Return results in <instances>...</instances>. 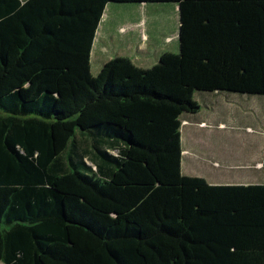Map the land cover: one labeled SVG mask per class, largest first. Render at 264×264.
I'll use <instances>...</instances> for the list:
<instances>
[{
    "label": "trees",
    "instance_id": "1",
    "mask_svg": "<svg viewBox=\"0 0 264 264\" xmlns=\"http://www.w3.org/2000/svg\"><path fill=\"white\" fill-rule=\"evenodd\" d=\"M111 3H177L180 52L93 76ZM196 91L264 97V0H0V263L264 264V183L182 174Z\"/></svg>",
    "mask_w": 264,
    "mask_h": 264
},
{
    "label": "rangeland",
    "instance_id": "2",
    "mask_svg": "<svg viewBox=\"0 0 264 264\" xmlns=\"http://www.w3.org/2000/svg\"><path fill=\"white\" fill-rule=\"evenodd\" d=\"M111 4L102 21V28L105 25V30L97 33L98 42L92 53L93 76L99 74L104 62L116 57H129L137 60L135 63L142 68H150L158 63L162 53L180 52L177 3H149L146 6L136 5L134 8L128 7L131 4ZM113 5L122 7H112ZM137 19L138 24L128 22ZM145 30L148 31L147 34ZM126 33L136 34L126 36ZM167 37H171V40L168 41ZM100 43L103 46L107 44L108 51L103 50ZM102 51L103 54H100ZM194 98L201 106L200 112L184 114L182 121L205 119L211 127L191 128L193 134L189 143L184 141V149L197 154L194 156L191 153L190 156V173L194 174L187 175L198 176L195 175L198 169L203 173H220V176L236 177L250 181V184H257L259 175L253 165L262 146L259 129L264 118V97L225 91H196ZM220 123H224L225 127H220ZM208 154L212 155L213 160L220 161L219 165H214V161L204 163L199 158ZM183 165L187 168V162L184 161ZM184 172L183 168L182 174Z\"/></svg>",
    "mask_w": 264,
    "mask_h": 264
},
{
    "label": "crops",
    "instance_id": "3",
    "mask_svg": "<svg viewBox=\"0 0 264 264\" xmlns=\"http://www.w3.org/2000/svg\"><path fill=\"white\" fill-rule=\"evenodd\" d=\"M112 4H110L109 6H108V8L111 6ZM122 5H125V4H122ZM136 5L138 6V5H141V6H146L147 4L146 3H143V4H131V6H128V7H136ZM112 7H122V6H112ZM107 8V9H108ZM178 9H179V6H178ZM106 12H107V10H106ZM178 12H179V10H178ZM105 15H106V13H105ZM104 15V16H105ZM104 20V19H103ZM128 22H130V23H132V24H138L139 23V21H138V19L136 20V21H128ZM101 28V29H100ZM100 28H99V30H105V25L103 26V28H102V23H101V25H100ZM179 28H180V23H179ZM109 30V29H108ZM112 30V29H111ZM119 31H120V29H119ZM146 32V34H147V30H145ZM113 33V31L111 32V34ZM132 34H136V33H126V34H124V35H132ZM104 36H105V34H104ZM103 37V36H102ZM177 38H178V40H179V31H178V34H177ZM98 37H96V40H95V43H94V45H95V47H96V44H97V42H98ZM167 40L168 41H170L171 40V37H167ZM148 41H149V37H148ZM106 43V42H105ZM179 43H180V40H179ZM100 47H102L103 48V50H105V49H107V44H106V46H103V45H101V43H100ZM94 50L96 49V48H93ZM107 51H108V49H107ZM93 53V52H92ZM100 54H103V51L100 53ZM99 54V55H100ZM98 55V56H99ZM133 60V62L135 63V62H137V60H135V59H132ZM110 61V60H109ZM108 61H106V62H104L103 63V65L101 66V69L103 68V66L107 63ZM136 64V63H135ZM137 65V64H136ZM137 66H139V65H137ZM139 67H141V66H139ZM101 71V70H100ZM264 105V104H263ZM263 109H264V106H263ZM183 122V124H182V131H181V133H182V150H183V156H182V161H183V163H184V161L185 162H187V168H185L184 167V165H183V163H182V167H181V169H182V173H183V168L185 169V174H183V175H186V176H193V175H187V174H194V173H190L191 172V170L192 169H190V167H189V164H192V160L190 159V156H191V153H193L194 154V156L195 155H197V154H195L193 151L192 152H190V150L189 149H184V143L186 142L187 144L189 143V141H190V138H191V135L193 134L192 133V131H191V128L194 130V127H196V128H210L211 127V125H210V123L207 121V120H205V119H203V120H199V121H191V120H189V119H185V120H183L182 121ZM261 127H260V129H259V138H260V141H262L261 142V148H260V153H259V156L257 157V159L254 161V165H253V167H254V170H257L258 171V179H256L257 181H258V183L257 184H263L264 183V118H263V120H262V122H261V125H260ZM220 127H225V124L224 123H220ZM248 129H250V128H248ZM187 137H188V140H187ZM185 141V142H184ZM191 143V142H190ZM188 146H191L190 144L188 145ZM199 158H202L203 160H204V163L205 162H213V164L215 165V164H218L219 165V163H220V161H215V160H213L212 159V155L210 156L209 154L205 157H201V156H199ZM224 162V161H223ZM224 165H225V162L223 163ZM223 166V165H222ZM228 166L230 167V165L228 164ZM195 175H198L197 177H202V178H205L210 184H213V185H237V184H243V185H250V181H245V179H239V178H236V177H227V176H220V173H212V174H209V173H203V172H200V171H198V169H196V174ZM239 176V175H238ZM237 176V177H238ZM225 177H227V178H225ZM0 264H3V263H0Z\"/></svg>",
    "mask_w": 264,
    "mask_h": 264
}]
</instances>
